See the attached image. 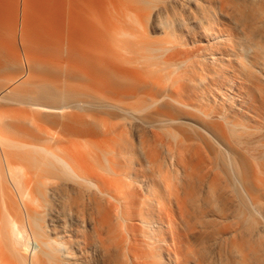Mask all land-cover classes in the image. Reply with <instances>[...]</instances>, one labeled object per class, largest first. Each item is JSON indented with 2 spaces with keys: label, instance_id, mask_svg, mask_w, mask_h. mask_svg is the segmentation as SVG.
Here are the masks:
<instances>
[{
  "label": "bare ground",
  "instance_id": "obj_1",
  "mask_svg": "<svg viewBox=\"0 0 264 264\" xmlns=\"http://www.w3.org/2000/svg\"><path fill=\"white\" fill-rule=\"evenodd\" d=\"M0 264H264V0H0Z\"/></svg>",
  "mask_w": 264,
  "mask_h": 264
},
{
  "label": "rangeland",
  "instance_id": "obj_2",
  "mask_svg": "<svg viewBox=\"0 0 264 264\" xmlns=\"http://www.w3.org/2000/svg\"><path fill=\"white\" fill-rule=\"evenodd\" d=\"M11 73H14V70H13V72H11ZM11 73H10V74H11ZM10 74H9V75H10ZM9 75H7V76H9ZM11 75H12V74H11ZM150 255H151V254H150ZM150 255H146V257H144V260H143V261H145V262L147 261L148 263H150L151 260H153V259L150 257ZM147 256H149L150 258L148 257V258H149V259H148ZM10 257H11V256H10ZM146 258H147V259H146ZM145 259H146V260H145ZM11 260H12V259H11ZM12 262H13V261H12ZM147 262H146V263H147Z\"/></svg>",
  "mask_w": 264,
  "mask_h": 264
}]
</instances>
